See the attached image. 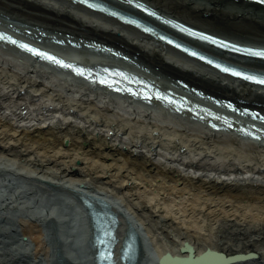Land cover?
<instances>
[{
    "label": "bare ground",
    "instance_id": "1",
    "mask_svg": "<svg viewBox=\"0 0 264 264\" xmlns=\"http://www.w3.org/2000/svg\"><path fill=\"white\" fill-rule=\"evenodd\" d=\"M104 1L118 11L0 0V263L99 264L109 218L117 264H264V85L159 30L264 73V59L234 52L264 48V1ZM103 66L143 80L118 92L91 80Z\"/></svg>",
    "mask_w": 264,
    "mask_h": 264
},
{
    "label": "snow or ice",
    "instance_id": "2",
    "mask_svg": "<svg viewBox=\"0 0 264 264\" xmlns=\"http://www.w3.org/2000/svg\"><path fill=\"white\" fill-rule=\"evenodd\" d=\"M4 34L0 33V36H3ZM7 39H12L11 37H5ZM211 38V37H209ZM25 47H31V45H24ZM240 51H247V52H251V53H254L260 57H264V50L262 49H244V48H240L239 49ZM38 51V50H37ZM61 63H63V61H60ZM227 71H230V72H235L236 70L233 69V68H228ZM237 75H240V76H246V78L248 79H251V80H256V81H259L260 83H264V75L262 76H253V75H248L246 74L245 72H236Z\"/></svg>",
    "mask_w": 264,
    "mask_h": 264
},
{
    "label": "water",
    "instance_id": "3",
    "mask_svg": "<svg viewBox=\"0 0 264 264\" xmlns=\"http://www.w3.org/2000/svg\"><path fill=\"white\" fill-rule=\"evenodd\" d=\"M108 260H109V259H108ZM108 260H107V261H108ZM124 260L127 262L129 259H128V258H124ZM109 261H110V260H109ZM107 264H108V263H107ZM113 264H114V263H113Z\"/></svg>",
    "mask_w": 264,
    "mask_h": 264
},
{
    "label": "rangeland",
    "instance_id": "4",
    "mask_svg": "<svg viewBox=\"0 0 264 264\" xmlns=\"http://www.w3.org/2000/svg\"><path fill=\"white\" fill-rule=\"evenodd\" d=\"M41 260V259H40ZM1 264V263H0ZM25 264V263H24Z\"/></svg>",
    "mask_w": 264,
    "mask_h": 264
}]
</instances>
